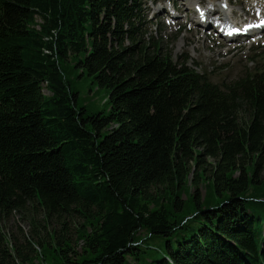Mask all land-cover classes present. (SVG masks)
<instances>
[{"label":"trees","instance_id":"trees-1","mask_svg":"<svg viewBox=\"0 0 264 264\" xmlns=\"http://www.w3.org/2000/svg\"><path fill=\"white\" fill-rule=\"evenodd\" d=\"M145 5L0 0V264H264V66L214 83ZM25 210L82 219L81 255L53 236L21 256L1 221Z\"/></svg>","mask_w":264,"mask_h":264},{"label":"rangeland","instance_id":"rangeland-1","mask_svg":"<svg viewBox=\"0 0 264 264\" xmlns=\"http://www.w3.org/2000/svg\"><path fill=\"white\" fill-rule=\"evenodd\" d=\"M189 1L194 3L196 0ZM189 1L180 0L181 5L179 0H146L144 6L145 13L148 15L147 26L153 38L163 43L165 50L176 60L190 58L192 62L200 66V72H207L212 81L219 85L224 84L225 80L234 81L264 66V36L253 39L251 37L250 40L243 42H232L240 37L235 36L229 42L222 39L220 33H213L209 29L205 32L203 27L197 24L198 15L194 11H186L183 7ZM221 1L224 0H215L217 4L209 2L206 6L218 5ZM232 1V7L229 10L232 9L234 13L229 14L228 17L230 22H235L233 26L247 25L245 22L242 23L245 19L243 12L248 14L249 22L264 21V0ZM196 3L197 1L194 4ZM174 6H178L177 11L174 10ZM200 7L203 6L200 5ZM189 19L190 21L187 22ZM70 82L73 91L78 94L79 104L87 107L90 114L106 110L105 102L108 100V93L104 89H99L91 77L76 73L70 76ZM44 94L51 96L47 91H44ZM161 191L163 189H154L151 194L160 196ZM201 194L205 195L203 188H201ZM82 223L83 220L76 215L46 221L42 212L25 210L16 212L7 220L1 221V227L10 243L18 248L21 256L30 259L35 257L37 252L39 255V243H49L53 236L71 241L72 248L81 255L83 243L77 241L76 228L81 227ZM36 264H42L40 255Z\"/></svg>","mask_w":264,"mask_h":264},{"label":"bare ground","instance_id":"bare-ground-1","mask_svg":"<svg viewBox=\"0 0 264 264\" xmlns=\"http://www.w3.org/2000/svg\"><path fill=\"white\" fill-rule=\"evenodd\" d=\"M196 1L197 3L194 4ZM196 1H194V3L193 1H189L183 7L185 8L186 11L189 12L194 11L198 15L197 24L199 23L203 27L205 32H207V30L209 29V31H213V33H220L221 38L229 42H231V40L235 36H240V37L239 38L237 37L232 42H243L245 40L246 41L250 40L251 37H252L251 39H253L256 37L261 38L262 36H264V21L259 20L258 22H253V21L249 22V19H247L248 14L244 13L242 9L241 11L243 12V16H245L244 19L245 21L243 20L242 23L245 22L247 23V25L244 27H240V26L238 27V25L233 26L235 22H230L228 17L229 14L234 13L232 9L229 10L232 7L230 0L221 1L219 2L218 5L209 4L207 6L206 4L209 2H213V4H217V3L215 2V0H196ZM180 3L182 5V2ZM200 5L203 7H200ZM174 8H175L174 10L177 11L178 6H174ZM187 8H191V10H187ZM189 21L190 19L187 22Z\"/></svg>","mask_w":264,"mask_h":264}]
</instances>
